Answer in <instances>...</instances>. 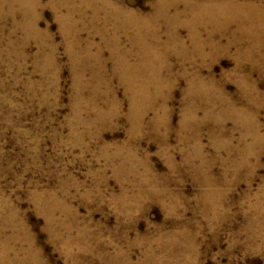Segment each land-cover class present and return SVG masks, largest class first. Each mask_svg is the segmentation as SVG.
<instances>
[{
    "label": "rangeland",
    "instance_id": "1",
    "mask_svg": "<svg viewBox=\"0 0 264 264\" xmlns=\"http://www.w3.org/2000/svg\"><path fill=\"white\" fill-rule=\"evenodd\" d=\"M38 1L35 11L11 9V3L0 8V244H7L0 250L7 247L15 264L25 259V264H185V256L192 264H264V152L261 166L254 168L252 157L244 175L229 165L220 186L194 179L183 164L187 145L179 134L185 79L170 88L168 119L151 110L140 124L128 115L130 99L113 75L108 50L102 56L111 81L97 90L77 88L74 72L80 66L73 61L70 38L49 0ZM112 1L150 16L160 0ZM187 3L180 0L169 11L185 10ZM183 15L176 31L160 21L163 41L172 31L191 44L194 26ZM33 16L39 34L27 25ZM213 23H197V35L206 39L214 28L213 38L226 42L228 28L221 37L222 22ZM122 40L131 44L127 35ZM185 57L180 65L174 53L167 55L174 72L191 67L190 53ZM206 58L204 73L210 69L215 83L236 99L242 74L234 70V50ZM250 77L264 91V77L257 70ZM227 116L236 143L239 129ZM259 120L264 133V108ZM211 125L201 139L206 154L214 156ZM218 154L215 174L224 160H232L223 144ZM172 159L183 164L185 177ZM206 191L214 192V205L201 195Z\"/></svg>",
    "mask_w": 264,
    "mask_h": 264
},
{
    "label": "bare ground",
    "instance_id": "2",
    "mask_svg": "<svg viewBox=\"0 0 264 264\" xmlns=\"http://www.w3.org/2000/svg\"><path fill=\"white\" fill-rule=\"evenodd\" d=\"M179 1L175 0L172 3L168 0H160L159 4L154 5L150 16L125 10L120 4L121 2L112 0H49L48 3L56 11L58 19L62 21L64 34L70 38L68 47L72 52L74 63H79L80 68L75 69L74 72L77 88L91 87L97 90L103 86L101 84L111 81L107 77V62L102 56L103 52L108 50L113 59L111 69L113 75L119 77L118 80L126 87L130 99L128 115L140 124L151 110L157 115H160L158 111H161L164 119H168L171 112L168 105L170 88L179 84L182 78L185 79L187 85L183 100L185 109L179 126L181 132L185 128L188 129V133H184L185 135L179 132L182 141L187 145L183 152V164L189 166V173L194 179L209 186L219 185L225 179L229 165L237 166L244 175L252 157L255 161L253 165L255 168L260 165L261 155L264 152V133H262V123L259 120V113L264 108V91L250 77L253 70H257L260 76L264 77V1L246 0L235 3L228 0H208L199 3L187 0V10L171 13L169 8ZM6 3H11V9L18 5L28 11H35V7L39 5L38 0H0V8ZM183 14H188L191 23H193L192 27L194 26V38L190 45L177 38L176 32H172L177 30V24H180ZM29 20L28 27L39 34L37 16L30 17ZM160 21L170 22L171 27L174 25L172 31L169 30L168 41L161 39ZM203 22L206 24L222 22L220 36L223 37L227 33L231 37L226 42H223L222 38L216 40L213 38L214 30L212 29L214 28H212L209 30L207 38L202 39L197 35L198 31L195 26L197 23ZM227 25L228 27H225ZM226 28H228L227 32L223 33ZM85 32L88 35L87 38H84ZM95 35L100 37L98 43L94 40ZM122 35L129 36L131 42L129 46L123 43ZM208 47L210 48L209 55L206 53ZM232 49L236 58L234 70L242 74V77H235L240 80L241 86L236 99L226 94L221 83H215L210 69H208V74L204 73V68L209 66L204 63L206 57H214L219 51L228 52ZM169 53L176 55L180 65L186 63L185 56L190 53L191 67H184L178 72H174L172 65L167 61ZM88 72L91 73V76L86 79L85 74ZM166 73H170V76L166 77ZM166 91L169 93H165ZM114 103L116 108L120 107L118 101H114ZM226 113L230 114L235 127L239 129L236 143H234L236 140L234 139L235 131L233 132V129L226 123L228 117ZM165 122L170 129L169 123ZM209 123L212 124L210 130L214 136L212 140L217 152L214 156L206 154L201 139L202 130L205 126L209 128ZM156 125L157 123L154 124V126ZM164 138H167L166 135ZM221 144L226 147L232 160L229 162L224 160V166L220 173L215 174L214 165L217 161L222 160L218 154ZM171 163L176 170L182 172L180 175L185 177L186 173L182 171L183 164L177 165L173 159ZM251 170L248 172L250 177H253L255 173L253 169ZM201 195H204L205 199L211 203L210 197L213 198L214 192L212 194L206 191ZM211 204L214 205V203ZM6 245L0 244V246ZM8 252L7 247L1 248L0 264H15L13 257L11 258ZM187 259L185 256V264H192V261H187ZM27 262L28 260L25 259L20 264ZM158 263L161 264L162 261L160 260Z\"/></svg>",
    "mask_w": 264,
    "mask_h": 264
}]
</instances>
